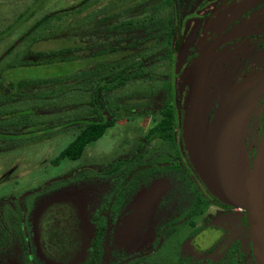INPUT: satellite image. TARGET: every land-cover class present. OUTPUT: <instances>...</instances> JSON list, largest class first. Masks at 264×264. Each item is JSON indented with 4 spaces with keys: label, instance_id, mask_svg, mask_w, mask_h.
<instances>
[{
    "label": "rangeland",
    "instance_id": "obj_1",
    "mask_svg": "<svg viewBox=\"0 0 264 264\" xmlns=\"http://www.w3.org/2000/svg\"><path fill=\"white\" fill-rule=\"evenodd\" d=\"M162 1L0 0V121L8 123L0 126V264H186L181 260L192 257L185 254L188 239L199 251V233L190 238L199 214L193 223L183 219L199 207V180L176 160L179 146L186 155L183 134L174 145L158 137L145 141L169 95L167 78L155 75L168 72L163 53L169 44H153L151 36L153 27L160 33L157 24L168 10ZM48 14L53 18L39 29L38 40L21 37ZM123 22L134 25L121 30ZM67 44L74 46L70 59L40 54ZM126 50L129 58L148 57L144 70L156 73L107 92L99 98L102 104L88 105L85 87L118 72ZM99 64L103 69L94 75ZM181 64L178 54V90L194 68L193 62L180 76ZM86 67L92 74L79 76ZM93 108L92 118L115 124L80 159L56 164L91 121L86 115ZM157 237L161 243L147 252Z\"/></svg>",
    "mask_w": 264,
    "mask_h": 264
},
{
    "label": "flooded vegetation",
    "instance_id": "obj_2",
    "mask_svg": "<svg viewBox=\"0 0 264 264\" xmlns=\"http://www.w3.org/2000/svg\"><path fill=\"white\" fill-rule=\"evenodd\" d=\"M162 2L168 10L159 22L160 26L157 24L160 33L156 34L157 31L153 27L154 35L151 36H156L153 44L159 43L162 39L169 44V48L163 53L164 59L168 62V72L160 75L148 69L140 75H147L146 73L151 71L156 73V76L167 78L169 82L167 99L172 98L178 110L180 123L173 139H162L172 142L173 145L175 140L178 144L180 142L181 108L186 103L191 78L190 73L188 84L184 83L182 89L178 90L175 63L177 55L180 54L182 63L178 71L180 76L193 62L194 68L199 66L201 84L199 109L203 113L199 123V154L208 172L212 177H217L206 158L208 150L209 154L214 156L222 155L223 150L227 151L237 163L246 164L250 170L264 129V0H163ZM120 25L123 27L121 30H126L125 27L133 26L134 23L123 22ZM162 26L164 30L161 29ZM189 39L191 40L189 52L183 58V48L187 46ZM153 44L150 43L145 49ZM129 49L132 52L133 48L129 47ZM126 53L122 66L118 63L121 72L124 66L131 65L132 61L135 63L141 61L144 68L149 63L148 57L145 60L142 56L140 59H134L129 58L130 52ZM170 75L173 77L172 82ZM173 92L176 97L173 96ZM167 99L159 106L160 113ZM87 104L91 105L90 98ZM90 112L93 113L92 110ZM148 133L145 135V141L155 138L148 137ZM176 150L178 152L176 160L185 165V168L199 180V207H192L183 217L184 220L189 219L193 223L192 218L199 214V228L190 236L191 238L199 233V237L197 236L199 251L190 248L188 239L185 254L186 256L192 254V257L185 258L181 262L257 264L247 207L240 203L230 204L220 200L204 183L201 176L197 175L189 163L187 154L181 152L180 146ZM147 167L145 165L139 169ZM260 191L264 193V164ZM178 222L182 223V219L180 218ZM161 234L163 235V232L159 233V237ZM97 237L96 235L95 239ZM159 237L153 240L147 252L158 239L160 241ZM104 256L103 250V260Z\"/></svg>",
    "mask_w": 264,
    "mask_h": 264
},
{
    "label": "water",
    "instance_id": "obj_3",
    "mask_svg": "<svg viewBox=\"0 0 264 264\" xmlns=\"http://www.w3.org/2000/svg\"><path fill=\"white\" fill-rule=\"evenodd\" d=\"M189 39L183 48V58L189 52ZM190 87L186 103L183 107L182 134L184 149L191 166L201 176L209 189L222 201L230 204H242L247 207L251 221L253 246L257 264H264V193L260 191L261 174L264 164V129L260 138L252 168L249 170L244 163H237L227 152L214 156L209 150L206 158L216 173L212 177L199 154V123L203 116L199 109L200 88L199 66L191 72Z\"/></svg>",
    "mask_w": 264,
    "mask_h": 264
},
{
    "label": "trees",
    "instance_id": "obj_4",
    "mask_svg": "<svg viewBox=\"0 0 264 264\" xmlns=\"http://www.w3.org/2000/svg\"><path fill=\"white\" fill-rule=\"evenodd\" d=\"M66 12L65 10L62 11V13ZM60 11L54 15L60 16L62 14ZM53 16H50V14L45 15L44 17H41L36 21V23L32 26H30L29 30L23 33L21 37L27 38L29 37L30 40H38L37 36H41V30H44L49 25L50 21L52 20ZM35 33V35H34ZM39 34V35H38ZM34 35V36H33ZM73 51L72 46L64 45L59 49H51V50H44L40 54L41 55H47V56H54L56 54H62L66 57L68 54V57L70 59V53ZM6 56V54H5ZM64 57V58H65ZM53 59L48 60L45 62V64H51ZM116 62V61H115ZM114 65V64H111ZM108 70L110 68V65L107 66ZM91 67L89 68H80V71H78L79 76L85 75L88 77V74L91 75ZM103 69V65H100L96 68V71L93 72L94 75H97L99 71ZM138 71V72H137ZM144 71V66L142 65L141 61L139 63H135L133 67L131 65L124 66V69L122 72L119 70L118 72H113L112 76H106L101 81H97L95 85H93L91 89L90 86H86L85 88L90 89L89 97L87 100L91 101V106L93 107V104L99 102L102 104V101L99 99L100 97L104 98V94L107 92L113 91L119 87H121L123 84L127 83L128 81L133 80L134 78H137L141 75V73ZM80 72V73H79ZM110 72V71H109ZM58 75H55L57 77ZM67 78V77H66ZM64 78L60 77V80ZM68 79V78H67ZM37 81V80H36ZM36 81H33L36 83ZM39 82H42L43 79H38ZM23 83V81H20ZM98 98V100H97ZM108 105V103H107ZM102 106V105H101ZM109 107V105H108ZM93 113L97 114L96 108L91 109ZM3 111V110H0ZM91 112L86 115L91 118V121L88 123H85L83 127H81L80 131L73 137V140L59 153L55 161L56 164H58L63 159H71V160H77L80 159L87 147L90 143L93 141L99 139L101 136H103L106 132V130L113 126L115 124L114 119H109L106 121H103L100 119V115H98V119H94L91 117ZM29 114L28 116H25V119L23 123L29 122ZM161 119L159 123L155 126H153L149 133L148 137H159L164 139H173L174 133L177 129H179V115L178 110L176 106L174 105V102L172 98H168L166 100V103L164 104L163 108L161 109ZM5 118V117H4ZM2 120V119H1ZM72 119L68 120L71 122ZM102 120V121H101ZM6 121V124H3V122ZM1 125H8L7 118L3 119V121H0ZM1 129H3L1 127ZM98 231V233H97ZM96 235L99 237V229L96 230Z\"/></svg>",
    "mask_w": 264,
    "mask_h": 264
}]
</instances>
